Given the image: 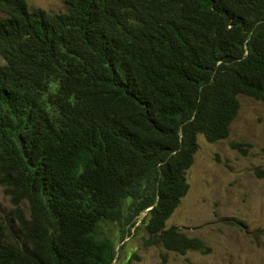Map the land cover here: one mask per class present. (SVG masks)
<instances>
[{"label":"trees","instance_id":"16d2710c","mask_svg":"<svg viewBox=\"0 0 264 264\" xmlns=\"http://www.w3.org/2000/svg\"><path fill=\"white\" fill-rule=\"evenodd\" d=\"M63 1L0 0V264H128L138 226L208 252L167 221L198 135L264 101V0Z\"/></svg>","mask_w":264,"mask_h":264},{"label":"rangeland","instance_id":"374dc122","mask_svg":"<svg viewBox=\"0 0 264 264\" xmlns=\"http://www.w3.org/2000/svg\"><path fill=\"white\" fill-rule=\"evenodd\" d=\"M27 1L50 12L66 10L63 0ZM240 101L228 137L210 142L198 135L199 148L186 172L189 189L167 221L203 239L209 251L167 250L150 244V234L138 226L123 241L121 254L131 252L128 264H161L163 254L166 264H264V178L254 172L264 167V101L247 95ZM3 190L0 185V202L9 210Z\"/></svg>","mask_w":264,"mask_h":264},{"label":"water","instance_id":"95a60500","mask_svg":"<svg viewBox=\"0 0 264 264\" xmlns=\"http://www.w3.org/2000/svg\"><path fill=\"white\" fill-rule=\"evenodd\" d=\"M119 245H120V244H119ZM119 245H118V248H119ZM118 248H117V249H118Z\"/></svg>","mask_w":264,"mask_h":264},{"label":"clouds","instance_id":"9594fccd","mask_svg":"<svg viewBox=\"0 0 264 264\" xmlns=\"http://www.w3.org/2000/svg\"><path fill=\"white\" fill-rule=\"evenodd\" d=\"M146 212V211H145ZM122 243V242H121ZM120 246V245H119ZM118 250V249H117Z\"/></svg>","mask_w":264,"mask_h":264}]
</instances>
